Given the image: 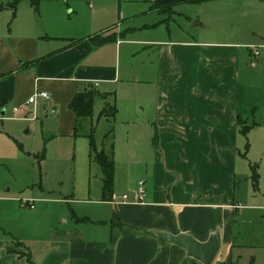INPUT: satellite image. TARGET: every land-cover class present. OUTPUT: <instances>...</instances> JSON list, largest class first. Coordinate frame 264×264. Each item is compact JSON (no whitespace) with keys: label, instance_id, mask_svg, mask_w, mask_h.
I'll return each mask as SVG.
<instances>
[{"label":"crops","instance_id":"0c3cea01","mask_svg":"<svg viewBox=\"0 0 264 264\" xmlns=\"http://www.w3.org/2000/svg\"><path fill=\"white\" fill-rule=\"evenodd\" d=\"M150 1L142 12L162 14L151 9L154 0ZM240 1L200 4L216 3L211 7L218 11ZM11 2L0 0V115L32 116V105L19 114L14 107L25 104L38 89L49 91L51 99L38 105L36 120L48 129L47 155L52 145L62 148L58 139H73L67 151H55L66 154L79 137L74 135L76 117L69 108L76 93L91 86L103 95L97 98L105 105L122 93L126 112L135 116L140 162L126 191L130 200L114 192L112 200L83 201L97 205L99 215L93 218L95 209L47 212L36 203L50 200L35 197L33 191L21 196L23 187L17 193L0 190V264H28L29 255L34 264H203L182 247L160 240L156 231L190 234L201 242L219 232L221 245L232 244L235 215L242 206L237 199L240 129L244 123L250 128L264 125V0L245 2L248 34L226 29V13L219 11L214 17H199L197 26H216L201 29L192 39L190 33L174 39L130 38V31L139 28L123 31L120 21H105L108 11L90 13L82 28L91 31L84 37L62 36L61 15H50L56 11L45 15L38 3L14 18L8 15ZM175 14L174 7L160 21H143L140 30L153 31ZM103 38L110 40L100 43ZM142 53L146 57L140 66L126 70L123 78V54L133 62ZM36 59L41 60L23 67ZM19 120L21 127L7 134L22 148L17 151L0 139V160H6L2 144L19 164L39 156L26 147L29 131L24 128L30 119ZM54 120L57 125L50 133ZM141 180L146 182V197L131 201ZM216 259L212 264H238Z\"/></svg>","mask_w":264,"mask_h":264},{"label":"rangeland","instance_id":"374dc122","mask_svg":"<svg viewBox=\"0 0 264 264\" xmlns=\"http://www.w3.org/2000/svg\"><path fill=\"white\" fill-rule=\"evenodd\" d=\"M246 1L241 0L238 5H232L218 11L211 7L212 4L216 3L201 5L198 3L180 2L175 5L176 14L173 18L168 23L160 24L153 31L140 30L142 29L140 25L144 23L143 21L157 22L164 16L156 12H142L143 9H147L150 5V0H39L37 6L39 11H43L45 15L47 11H56L50 13L52 17L61 15L63 28L59 30L61 31L59 33L62 36L84 37L91 31L82 28V23L88 19L90 13L101 12L105 14L108 11L111 15L110 18L104 15L105 21H111L112 19H116L117 22L120 21V24L124 26L122 28L123 31L133 27L139 28L136 33L130 31V38H148L150 36L158 38L172 37L174 39L190 33L189 39H192L197 37L201 29L214 28L216 26L213 23L197 26L200 18L206 16L214 17V13L219 11L226 13L223 20V26L226 29L240 30L242 33L248 34L250 23L246 14H244L247 7ZM47 3L50 4L49 8H44L43 6ZM35 6V4L33 5V0H18L14 9L15 13L12 8L10 13L8 11V15H12L14 18L16 15L19 16V14L22 16L23 12ZM119 18L121 19L119 20ZM49 20H45L47 25L50 23ZM183 30H187V32H183ZM145 57V53H142L136 57L135 61L128 62L130 59H127V55L123 54L122 59H120V67L124 71L122 77H127L126 70L129 71L130 69L132 71L136 69L135 67L138 64L140 66V60L145 59ZM99 100L96 97L93 115V124L96 130L95 138L99 148L102 147L104 141L107 151H110L112 144H114L116 167L114 192L120 193L117 197L121 198L124 194H130V192L126 191L131 185V179L137 177L135 173L137 170L136 163L140 162L135 153L137 152L135 151L137 149L136 142H138L134 127L135 123H133L135 116L134 113L128 114L126 112L124 106L126 102L122 98V93L119 98L116 95V97L108 99L107 104H115L117 108L114 121L101 116V111L106 105ZM40 103L42 101L31 106L32 111H35L32 116L23 115L21 117L30 119L25 121V123L29 124V126L24 128V131H29V133H26L28 138L26 147L28 149H36L35 151L39 156L37 158L32 156L31 160L19 164L20 162L9 158L7 146L2 144V153L5 154L6 160H0V190L11 189L12 193H17V190H23L24 188L25 194L21 196H30L29 194L33 191L35 197L50 200V202L46 203L44 201L36 203L38 208L45 206L47 212L59 213L71 210L81 213L82 211L91 212L92 209H95L92 218L94 216L97 217L99 215V210H96L97 205H88L83 202L88 199L98 200L103 195L102 171L97 162L90 160V141L88 137L79 136L74 139L77 140L76 146L71 145L69 153L58 155L55 151H64L67 148V142L68 144L73 142V139L68 141L67 137H63L58 139L62 144V148L52 145V154L47 155L49 144L47 143L48 139H44V136L48 134V129L44 128L40 119L36 120ZM21 118L3 117L0 115V139L4 143L8 142L12 146L11 148L17 151L18 148H22V145L18 142L14 143V140L7 133L13 128L21 127L23 124L19 120ZM50 118L54 119L52 116ZM258 119H261V117H257ZM2 120L4 121L2 122ZM53 122L52 128L49 129L50 133H53L52 131L57 125V121L54 120ZM243 125L247 126L245 123ZM84 127L87 129L88 123L84 124ZM112 127H114L113 137L105 140V134ZM238 147L239 176L237 177V199L242 206L235 215L233 242L232 244L221 245L217 259H232L238 264H252L255 260L256 264H264V125L251 127L247 133H241ZM32 183H36V185H30ZM27 184L29 186L25 188ZM62 221L65 220L62 219Z\"/></svg>","mask_w":264,"mask_h":264},{"label":"trees","instance_id":"16d2710c","mask_svg":"<svg viewBox=\"0 0 264 264\" xmlns=\"http://www.w3.org/2000/svg\"><path fill=\"white\" fill-rule=\"evenodd\" d=\"M18 0H13L7 7L16 8V3ZM212 0H154L151 9L157 10L162 14H172L174 12V7L180 2H190V3H204ZM33 3L37 5L39 0H33ZM1 7V6H0ZM15 13V10H14ZM109 38H103L100 43L109 41ZM41 59H36L29 62H24L23 67L28 65L36 64ZM103 96L97 89L91 86H86L84 90H80L76 93L75 97L71 101L69 108L75 113L76 126H75V136H85L88 137L90 141V160L97 162L102 171L103 180V200H112L114 194V183H115V154H114V144H112V149L107 151L105 149V143L103 141L102 147L99 148L96 138H95V126L93 124L94 106L95 100L98 96ZM117 108L116 105H106L101 112V116L110 118L112 121L116 119ZM90 122V126L85 129L84 124ZM249 126H241L240 131L242 133H247L249 131ZM114 135V127L108 131L104 139L107 140ZM21 146V145H20ZM18 244H21V242ZM29 264H34L31 256L28 257ZM234 264V263H233Z\"/></svg>","mask_w":264,"mask_h":264},{"label":"water","instance_id":"95a60500","mask_svg":"<svg viewBox=\"0 0 264 264\" xmlns=\"http://www.w3.org/2000/svg\"><path fill=\"white\" fill-rule=\"evenodd\" d=\"M160 240L182 247L189 256L195 257L203 264H212L221 247V235L216 232L206 242L198 241L190 234H171L168 232H155Z\"/></svg>","mask_w":264,"mask_h":264},{"label":"built area","instance_id":"2783aa9c","mask_svg":"<svg viewBox=\"0 0 264 264\" xmlns=\"http://www.w3.org/2000/svg\"><path fill=\"white\" fill-rule=\"evenodd\" d=\"M256 54H259V51H256ZM51 99V93L46 90H36L33 95L30 96V98L27 100L25 104L22 106H16L14 107V113L19 114L21 108L26 107L28 105L37 104L39 101H46ZM135 200H131L134 202H143L146 197V182L145 180H141L139 182V187L136 191L133 192ZM116 197V196H115ZM131 194H124L120 199L124 201H128L131 198ZM115 199H118L117 197ZM31 202V201H29ZM32 208L35 207V205L32 203L30 205Z\"/></svg>","mask_w":264,"mask_h":264}]
</instances>
